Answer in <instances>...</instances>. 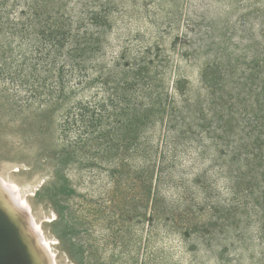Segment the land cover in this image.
<instances>
[{
	"label": "rangeland",
	"instance_id": "obj_1",
	"mask_svg": "<svg viewBox=\"0 0 264 264\" xmlns=\"http://www.w3.org/2000/svg\"><path fill=\"white\" fill-rule=\"evenodd\" d=\"M37 2L73 28L107 16V58L151 48L182 116L167 133L157 114L131 167L110 176L63 160L65 104L24 102L0 78V174L29 195L57 262L264 264V0ZM17 42L0 35V63L30 54Z\"/></svg>",
	"mask_w": 264,
	"mask_h": 264
},
{
	"label": "trees",
	"instance_id": "obj_2",
	"mask_svg": "<svg viewBox=\"0 0 264 264\" xmlns=\"http://www.w3.org/2000/svg\"><path fill=\"white\" fill-rule=\"evenodd\" d=\"M13 1L9 10L7 0H0V35L17 40L20 47L31 43L30 54L5 53L0 78L5 89L24 102L65 104L61 131L74 138L68 139L70 149L63 160L78 154L90 160L91 168L120 174L131 167L144 129L157 114L162 121L167 112V133L182 119L173 97L163 93L151 48L130 58L125 51L105 57L100 36L107 16L89 12L86 21L73 28L57 17L45 20L36 10L38 0ZM18 3L24 8L12 14Z\"/></svg>",
	"mask_w": 264,
	"mask_h": 264
},
{
	"label": "bare ground",
	"instance_id": "obj_3",
	"mask_svg": "<svg viewBox=\"0 0 264 264\" xmlns=\"http://www.w3.org/2000/svg\"><path fill=\"white\" fill-rule=\"evenodd\" d=\"M28 196L18 183L0 174V209L10 217L9 221L4 218L16 228L18 238L26 248L18 247L14 234L0 218V264H59L53 241L46 236L43 224L33 214Z\"/></svg>",
	"mask_w": 264,
	"mask_h": 264
},
{
	"label": "water",
	"instance_id": "obj_4",
	"mask_svg": "<svg viewBox=\"0 0 264 264\" xmlns=\"http://www.w3.org/2000/svg\"><path fill=\"white\" fill-rule=\"evenodd\" d=\"M2 213H3V215H2ZM4 217L7 218L8 221L10 220V217L2 209H0V218H2V221L8 225L10 231L14 234L15 239H16L17 244H18V247L21 250H26L25 246H23V244L21 243L20 238H18L19 234H18V232H16L17 231L16 228L14 229L12 224L10 222H9L10 223L9 224Z\"/></svg>",
	"mask_w": 264,
	"mask_h": 264
}]
</instances>
